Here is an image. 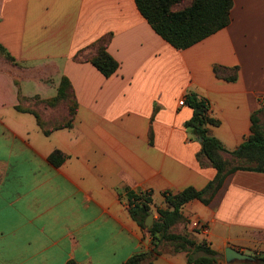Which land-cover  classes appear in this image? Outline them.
<instances>
[{"label":"crops","instance_id":"obj_1","mask_svg":"<svg viewBox=\"0 0 264 264\" xmlns=\"http://www.w3.org/2000/svg\"><path fill=\"white\" fill-rule=\"evenodd\" d=\"M106 34L119 64L108 77L75 58ZM0 44L16 61L0 59V264H123L151 246L126 190L149 193L154 219L165 191L202 189L216 174L198 160L200 140L184 126L193 110L179 100L209 103L211 133L228 150L250 134L251 114L264 113V0H232L229 23L184 49L156 33L135 0H0ZM214 66L237 76L218 77ZM62 76L76 111L46 135L16 106L54 96ZM54 150L64 155L58 166ZM182 212L187 232L220 253L264 252V172H231L208 204L194 199ZM151 264L189 263L165 250ZM222 264L245 263L223 254Z\"/></svg>","mask_w":264,"mask_h":264},{"label":"trees","instance_id":"obj_2","mask_svg":"<svg viewBox=\"0 0 264 264\" xmlns=\"http://www.w3.org/2000/svg\"><path fill=\"white\" fill-rule=\"evenodd\" d=\"M135 3L154 31L176 49L189 47L225 27L230 21L232 7V0H135ZM110 37V34L101 36L92 44V51L83 54L80 50L75 58L90 61L104 76H110L119 66L107 51ZM0 59L16 64L15 59L1 44ZM213 70L216 76L227 80H234L237 76V68L225 69L214 66ZM32 102L33 105H17L16 108L33 113L44 134L71 125L76 111V99L72 85L65 76L61 77L54 96L46 99L35 98ZM185 102L193 112L184 122V126L200 140L197 158L201 164L214 167L216 174L202 189L189 186L175 193L165 191L163 205L155 209L156 217L150 227H146L144 221L148 214L152 213L151 196L148 192L126 190L124 199L130 216L142 229L148 231L151 246L133 253L123 264H151L152 259L165 250L185 252L189 264H222L223 253L211 248L205 240L196 241L187 231L175 230L179 224L187 222L182 212L183 206L194 199L208 204L231 172L236 170L264 172V122H260V113L263 109L260 108L251 114L250 134L236 149L228 150L211 133L210 127L217 125L218 120L211 115L209 103L198 98L196 94H188ZM35 103L49 108H57L59 104L64 103V110L57 112L55 108L48 113L51 114V121L44 120L42 111L37 109ZM54 117L57 120H53ZM48 159L54 166H58L64 155L54 150ZM253 256L256 258L255 262L264 264V254ZM65 264L79 263L68 260Z\"/></svg>","mask_w":264,"mask_h":264},{"label":"water","instance_id":"obj_3","mask_svg":"<svg viewBox=\"0 0 264 264\" xmlns=\"http://www.w3.org/2000/svg\"><path fill=\"white\" fill-rule=\"evenodd\" d=\"M153 222V214L149 213L144 221L146 227H150ZM224 259L227 263H232L234 261H241L244 263H253L256 261V258L249 253L242 252L238 249H235L231 246H227L224 249Z\"/></svg>","mask_w":264,"mask_h":264},{"label":"rangeland","instance_id":"obj_4","mask_svg":"<svg viewBox=\"0 0 264 264\" xmlns=\"http://www.w3.org/2000/svg\"><path fill=\"white\" fill-rule=\"evenodd\" d=\"M24 104V103H23ZM36 104V107H37V109L39 110V111H42V117H43V119L44 120H48L49 119V121H51L50 120V118H51V114H48V113H50V112H52L55 108H49V107H46V106H42L41 104H39V103H35ZM25 105V104H24ZM28 105H33V102L32 101H29V104ZM57 106V105H56ZM56 110H57V112H60L61 110H64V103H62V104H59L58 106H57V108H56ZM55 115V114H54ZM53 116V115H52ZM53 120H57V118L56 117H54V119ZM260 122L261 123H263L264 122V113H262L261 115H260ZM186 224H188V222H184V223H182V224H179L177 227H176V231H179V232H184V231H187L186 230V228H185V225ZM222 253V252H221ZM245 253H249V254H252V255H256V252H245ZM259 254H264V252H262V253H259ZM259 254H257V255H259ZM252 264H259V262H253Z\"/></svg>","mask_w":264,"mask_h":264},{"label":"built area","instance_id":"obj_5","mask_svg":"<svg viewBox=\"0 0 264 264\" xmlns=\"http://www.w3.org/2000/svg\"><path fill=\"white\" fill-rule=\"evenodd\" d=\"M178 103L180 105H182L185 103V100L182 98L181 100H179ZM191 227L193 229H197V230H204L205 224L203 222L198 221V220H193V221H191Z\"/></svg>","mask_w":264,"mask_h":264}]
</instances>
